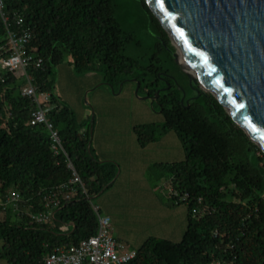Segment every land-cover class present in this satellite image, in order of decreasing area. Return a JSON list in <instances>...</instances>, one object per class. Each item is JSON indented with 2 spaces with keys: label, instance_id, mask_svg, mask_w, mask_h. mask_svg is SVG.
I'll return each mask as SVG.
<instances>
[{
  "label": "trees",
  "instance_id": "16d2710c",
  "mask_svg": "<svg viewBox=\"0 0 264 264\" xmlns=\"http://www.w3.org/2000/svg\"><path fill=\"white\" fill-rule=\"evenodd\" d=\"M5 1L9 26L0 15V58L9 54L8 31L19 27L17 17L22 16L32 33L29 48L43 59L41 66L30 65L29 73L33 84L52 96L54 107L47 118L59 133L62 150H53L46 124H31L36 103L22 94L25 78L0 70V209L12 190L20 194L16 208L0 211V262L44 264L54 248L95 234L93 198L119 174L117 162L96 155L92 122L82 131L83 122L56 91V68L70 62L77 71L101 73L104 84L115 91L127 82L139 85L138 93L159 103L163 118L160 124L134 126L139 144L174 131L185 151L182 160L153 165V172L160 170L158 181L168 180L171 189L188 193L182 203L188 211L182 239L150 236L124 264H264V152L179 65L174 63L189 89L174 75L162 79L172 74L160 54L167 52L174 61L176 47L147 2L139 0L156 42L144 64L141 57L126 53L135 35L117 19L119 0ZM68 160L85 192L79 189L62 199L52 207L51 219L38 223L31 214L45 209L49 193L69 180Z\"/></svg>",
  "mask_w": 264,
  "mask_h": 264
},
{
  "label": "rangeland",
  "instance_id": "374dc122",
  "mask_svg": "<svg viewBox=\"0 0 264 264\" xmlns=\"http://www.w3.org/2000/svg\"><path fill=\"white\" fill-rule=\"evenodd\" d=\"M116 15L123 28L132 31L135 35L134 40L128 45L126 53L132 57H141L142 62L147 63L154 50L156 34L152 25L150 26L139 0H119ZM176 54H179L177 49ZM160 55L167 60L165 68H168L171 72L172 75L170 76L174 75L183 83L185 88L189 89L185 79L176 69L175 64L178 65L176 59L174 58V61L170 60L167 52ZM55 77L56 91L61 101L69 105L79 120L84 116L88 123L92 122V140L94 136L102 135L101 138H104L107 143L112 142L124 146L130 143L133 137V134L125 129L126 126H123L124 122L128 121L127 123H136L135 125H137L152 121L160 124L163 121L159 103L152 97L144 98L148 95H144L143 92L138 93V87L133 82L122 84L116 87L115 91L110 85L104 84L101 73L77 71L70 62H63L57 66ZM199 84L201 85V83ZM191 88L193 89V87ZM187 92L190 95V91ZM109 106H116V110L122 112L127 121H119L108 115L107 117L110 120L105 122L102 133H99L100 120L102 116H106L105 113H110ZM86 111H90L89 115H85ZM119 123L122 124L121 127H119ZM164 142L163 149L149 145L145 152L146 158L152 159L151 164H145L143 171L150 187L147 184L136 186L134 178L130 177L126 182L121 180L120 183L114 184V186L93 198L95 204L103 201L106 206L112 209L113 225L116 229L114 233L115 235L119 233L126 235L127 240L130 242L128 245L137 246L136 243L146 240L150 236L167 237L172 238V240L180 239L178 234H175V236L169 235L162 229H154L149 223V219H152L157 213V197L165 202L170 201L167 193L171 191L168 180L158 181L157 176L160 174V170L153 172V165L179 161L185 156L183 146L175 134L165 138ZM140 150L142 148L139 145L136 146L135 153H139ZM118 158L123 160L121 155H118ZM175 216L177 226L180 215L177 212Z\"/></svg>",
  "mask_w": 264,
  "mask_h": 264
},
{
  "label": "water",
  "instance_id": "95a60500",
  "mask_svg": "<svg viewBox=\"0 0 264 264\" xmlns=\"http://www.w3.org/2000/svg\"><path fill=\"white\" fill-rule=\"evenodd\" d=\"M145 1L197 71L175 53L189 81H206L200 87L264 152V0Z\"/></svg>",
  "mask_w": 264,
  "mask_h": 264
},
{
  "label": "built area",
  "instance_id": "2783aa9c",
  "mask_svg": "<svg viewBox=\"0 0 264 264\" xmlns=\"http://www.w3.org/2000/svg\"><path fill=\"white\" fill-rule=\"evenodd\" d=\"M0 15L7 23L9 19L6 10V1L0 0ZM18 28H10L8 31V43L10 45L9 54L0 58V70L14 72L18 76L25 78L26 83L22 87V94L32 97L36 103V108L32 113L31 124L44 123L51 132L52 148L56 153L62 150V143L58 131L48 120L47 113L54 107L52 104V96L49 92L40 91L33 84V78L29 73V67L32 64L41 66L43 59L36 58L29 48L32 39V33L25 26L22 16L17 17ZM65 153V152H64ZM66 155V153H65ZM67 167L71 171V176L66 183L57 186L47 196L45 209L41 212L32 213L31 217L38 223H44L53 216L52 207L60 204L62 199L72 198L79 189L85 192V184L78 174L71 161H67ZM172 200L176 204H182L188 199V193H179L173 189L169 192ZM20 201V194L12 190L3 202L2 209L4 211L8 206L17 207ZM92 207L98 217V228L95 234L83 239L76 245H60L51 250L44 258V264H124L132 260L137 250L131 248L124 241L118 239L114 233V225L112 218L103 213L99 205L92 203ZM197 214V210H193ZM217 234V231H216ZM0 264H6L0 262ZM216 264H220L219 262Z\"/></svg>",
  "mask_w": 264,
  "mask_h": 264
},
{
  "label": "crops",
  "instance_id": "0c3cea01",
  "mask_svg": "<svg viewBox=\"0 0 264 264\" xmlns=\"http://www.w3.org/2000/svg\"><path fill=\"white\" fill-rule=\"evenodd\" d=\"M116 108H117L116 106H109L108 107L110 113H105L106 116H102L100 123H99V126H100V128L98 130L99 133H102V129L104 127L105 122L110 120V118L107 117L108 115L114 117L115 119H117L119 121H122V120L127 121V118L123 115V113L118 112V110H116ZM89 112L86 111L85 115H89ZM85 120H86V118L83 116L81 118V121L83 122L81 124L82 125V128H81L82 131H85L87 128V125H88V121L87 120L85 121ZM127 122H124L125 124L123 126H126L125 129H127V131L129 133L131 132L133 134V137H132L130 143H127L126 145L122 146V145L115 144L112 142L107 143L106 140H104V138H101L102 135H99L98 137L94 136L92 144H93V147L95 149V153L98 156V158L101 160L115 161L120 165L119 174H118L114 184L120 183L121 180L126 182L131 177L132 179L134 178V184L136 186L147 184L150 187V185L146 181L145 175L143 173V171L145 169V164L149 165L152 162V159L146 158V155H145V152L148 148L147 146L151 145V146H156L158 148L163 149L165 146V142H164L165 138H169V136L171 134H175L176 136H177V134L174 131H169V132L165 133L160 139L153 141V142H150L146 146H141L139 144L137 136L134 132V126L136 123L133 124V123H127ZM147 123H149V122H147ZM118 125H119V127L122 126L121 123H119ZM91 128H92V123H91ZM93 128H94V124H93ZM94 133H95V128H94ZM178 139H179V137H178ZM179 142H180V144H182L180 139H179ZM138 145L142 148V150H140L139 153H135L136 146H138ZM118 155H121L123 157L122 158L123 160L118 158ZM184 158H185V156H184ZM114 184L112 186H114ZM97 205H99L101 208V211H103L105 214L109 215L112 218V221L114 222L112 209H110L108 206H106L103 201H100L99 203H97ZM157 205H158V207L156 209V212H157V213H155L156 215L153 216L152 219H149V223H150L151 227H153L156 230L162 229V231H164L165 233L172 235V236H175V234H178L180 236L179 240H181L183 235H184L185 228H186L187 214H188L187 207L182 206V205H173L170 201L165 202V201H163V199H160L159 197H157ZM177 212L179 213L180 216H179V222L176 226L175 214ZM168 224H170V225H168ZM115 230L116 229L114 228V231ZM116 237L118 239H120L121 241H125L127 244L130 243L127 240L126 235H124V234L119 233L118 235H116ZM159 237H161V236H159ZM164 238H167V237H164ZM168 239H170V238H168ZM179 240H175V241H179ZM144 241L145 240L136 243L137 246H133L132 244H129V246L131 248L136 249Z\"/></svg>",
  "mask_w": 264,
  "mask_h": 264
},
{
  "label": "bare ground",
  "instance_id": "6f19581e",
  "mask_svg": "<svg viewBox=\"0 0 264 264\" xmlns=\"http://www.w3.org/2000/svg\"><path fill=\"white\" fill-rule=\"evenodd\" d=\"M175 43L178 45V42L175 41ZM179 46V45H178ZM181 50V49H180ZM179 60L182 64H184L185 66L191 68V73L194 75V76H198L197 74V71L194 70V68L192 67L191 65V62L190 60L185 56V53L181 50L179 51ZM201 84L204 85V87H206L207 89L210 88V85L207 84L206 81L202 80L201 81Z\"/></svg>",
  "mask_w": 264,
  "mask_h": 264
},
{
  "label": "flooded vegetation",
  "instance_id": "af4514ba",
  "mask_svg": "<svg viewBox=\"0 0 264 264\" xmlns=\"http://www.w3.org/2000/svg\"><path fill=\"white\" fill-rule=\"evenodd\" d=\"M170 77H173V76H170V75H169V76H168V75H163V76H162V79H163L164 81H166L167 78H170Z\"/></svg>",
  "mask_w": 264,
  "mask_h": 264
},
{
  "label": "snow or ice",
  "instance_id": "6c2138e0",
  "mask_svg": "<svg viewBox=\"0 0 264 264\" xmlns=\"http://www.w3.org/2000/svg\"><path fill=\"white\" fill-rule=\"evenodd\" d=\"M161 6H163V0H161Z\"/></svg>",
  "mask_w": 264,
  "mask_h": 264
}]
</instances>
